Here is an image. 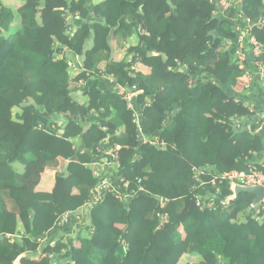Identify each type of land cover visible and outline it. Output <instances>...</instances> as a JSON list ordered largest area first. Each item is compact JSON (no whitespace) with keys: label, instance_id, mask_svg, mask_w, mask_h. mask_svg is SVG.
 <instances>
[{"label":"trees","instance_id":"trees-1","mask_svg":"<svg viewBox=\"0 0 264 264\" xmlns=\"http://www.w3.org/2000/svg\"><path fill=\"white\" fill-rule=\"evenodd\" d=\"M223 1L0 0V264H264V203L219 182L264 174V86L227 45L236 13L263 19L264 0ZM250 36L264 45V27ZM114 152L129 198L105 192L77 241L51 243Z\"/></svg>","mask_w":264,"mask_h":264},{"label":"built area","instance_id":"built-area-1","mask_svg":"<svg viewBox=\"0 0 264 264\" xmlns=\"http://www.w3.org/2000/svg\"><path fill=\"white\" fill-rule=\"evenodd\" d=\"M240 2L241 0H226L223 1L220 5L223 6L224 8L233 7L236 9L239 7ZM233 22L235 24L240 25V28L236 26V32L239 35L236 40L228 41L227 45L236 46V53L234 54V56L238 64L247 70L248 79L258 81L260 85L262 84L264 86V60L262 59V56L264 55V45L260 44L254 37L250 36V33L255 26L264 27V18L254 22L251 19L247 18L246 16H243L241 13H236L235 17L233 18ZM250 63L252 65H249ZM133 91H128L124 96V100L127 103L128 108L134 110L133 99L137 97L141 92L140 91L133 92ZM250 108L254 112L255 110L254 106H250ZM133 118L135 119L134 123L137 124V126L139 127V132L141 133L142 130L139 123V114L136 110L133 113ZM262 122H264V116L258 114V116L254 119V123H253L254 126H251V130L254 134H259L262 131L263 129V126H261ZM236 125L238 128H241L243 123H241V121L239 120H236ZM147 141L148 140H145V142ZM150 143L152 144L154 143L158 145L162 144V142L158 138H156L154 141H150ZM112 153L113 151L108 152L106 154L109 155ZM102 161L104 162L101 169L94 171L95 177L99 179V185L96 187L92 199L82 209L75 212H68L63 215L62 218L63 222L67 223L65 227L72 226L76 223H83V224L88 223L86 221V218L89 209H91L93 206H95L100 202L101 197L105 192H115L117 199H119L120 201H125L129 198V195H125L123 191L114 189L111 183L112 181H110L111 178H108L110 169L118 168L120 165L118 160V154L114 152L113 161H110L106 157ZM262 165L264 167V163H262ZM224 180H228L230 181V183H237V184L243 183L246 186L264 187V174L261 172L255 173L250 176L246 175L245 173L232 172L221 176L219 181L220 184ZM211 185H216V180L212 181ZM217 191L219 192L220 188H217ZM161 203L163 205L162 207H164L167 201L162 200ZM200 204H204L205 207L213 206V203L209 204L207 202L198 203V205ZM161 218L164 222H166L167 220L166 216H161ZM90 233H93V229L91 228H90Z\"/></svg>","mask_w":264,"mask_h":264},{"label":"crops","instance_id":"crops-1","mask_svg":"<svg viewBox=\"0 0 264 264\" xmlns=\"http://www.w3.org/2000/svg\"><path fill=\"white\" fill-rule=\"evenodd\" d=\"M258 87L259 86H254V88H253V91L255 92V93H257L258 94V96L257 95H254V96H252L251 95V98H252V100H253V105L255 106V108L258 110V111H264V99H263V95L261 94L262 92H260L259 90H258ZM250 94V93H249ZM251 103V102H250ZM252 104V103H251ZM248 121H251V119H249V118H245V120L244 121H242L241 120V123H248ZM246 126V125H245ZM263 157V156H262ZM261 157V161L263 162V160H264V158H262ZM103 162L104 161H101V162H96V163H94V171L95 170H100L101 169V167H102V165H103ZM105 174V173H104ZM108 176V175H107ZM108 178H111V176L110 177H108ZM107 178V179H108ZM110 181H111V179H110ZM86 221L88 222V220H87V218H86ZM162 223H164V221L162 220ZM89 225V223H76V224H74V225H72V226H68V227H66V228H64L63 230H61V232L60 233H64L63 235H64V237H65V239L67 240V241H69V242H72V241H77V239H78V237H79V235H82L81 234V232H83V228H85L86 226H88ZM69 228V229H68ZM58 236V232L56 231L55 233H54V235H53V241L55 242V237H57ZM51 243H52V241H51ZM20 263V262H19Z\"/></svg>","mask_w":264,"mask_h":264},{"label":"water","instance_id":"water-1","mask_svg":"<svg viewBox=\"0 0 264 264\" xmlns=\"http://www.w3.org/2000/svg\"><path fill=\"white\" fill-rule=\"evenodd\" d=\"M177 111L173 113L176 114ZM233 196L229 200L235 199L241 192H247L256 196V199L253 203V208L263 202L264 200V187L257 186H241L237 183H232ZM4 238L0 237V241H3Z\"/></svg>","mask_w":264,"mask_h":264},{"label":"rangeland","instance_id":"rangeland-1","mask_svg":"<svg viewBox=\"0 0 264 264\" xmlns=\"http://www.w3.org/2000/svg\"><path fill=\"white\" fill-rule=\"evenodd\" d=\"M56 170H47L45 171V173L43 174L42 177V183L40 188L43 186L44 189L42 190H46L47 192L51 191L52 188L54 187V177L53 175L55 174ZM112 186L114 187V189L122 191V189L119 187V182L113 177L112 180ZM61 231H58V233H60ZM20 260H17L16 264H20L19 263Z\"/></svg>","mask_w":264,"mask_h":264},{"label":"clouds","instance_id":"clouds-1","mask_svg":"<svg viewBox=\"0 0 264 264\" xmlns=\"http://www.w3.org/2000/svg\"><path fill=\"white\" fill-rule=\"evenodd\" d=\"M131 91H133V89L131 90ZM127 92V91H126ZM140 94V93H139ZM264 202V201H263Z\"/></svg>","mask_w":264,"mask_h":264}]
</instances>
